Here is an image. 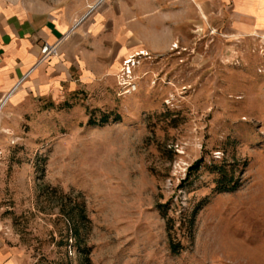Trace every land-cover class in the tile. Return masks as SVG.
<instances>
[{
  "label": "rangeland",
  "instance_id": "1",
  "mask_svg": "<svg viewBox=\"0 0 264 264\" xmlns=\"http://www.w3.org/2000/svg\"><path fill=\"white\" fill-rule=\"evenodd\" d=\"M158 18L168 48L0 115V207L26 264H264V17L160 0Z\"/></svg>",
  "mask_w": 264,
  "mask_h": 264
},
{
  "label": "crops",
  "instance_id": "2",
  "mask_svg": "<svg viewBox=\"0 0 264 264\" xmlns=\"http://www.w3.org/2000/svg\"><path fill=\"white\" fill-rule=\"evenodd\" d=\"M224 1L253 30L264 17V0ZM159 6L160 0H0V103L7 99L5 109L31 87L43 95L73 93L105 81L134 54L168 48ZM46 43H59L60 55L37 65ZM5 229L0 207V264H26Z\"/></svg>",
  "mask_w": 264,
  "mask_h": 264
},
{
  "label": "built area",
  "instance_id": "3",
  "mask_svg": "<svg viewBox=\"0 0 264 264\" xmlns=\"http://www.w3.org/2000/svg\"><path fill=\"white\" fill-rule=\"evenodd\" d=\"M41 56H40V60L38 62L37 65H40L44 62H47L48 60L52 59V58H56L60 55V50H59V43L51 45V44H44L41 48V52H40ZM135 58L134 56H131L130 58H128L127 60H125V66H127L128 68L131 66H134L135 64ZM130 71V70H129ZM31 74V72H30ZM30 74H28L26 77H28ZM7 99L3 102L0 103V113L2 112V110L4 109L5 105H6Z\"/></svg>",
  "mask_w": 264,
  "mask_h": 264
},
{
  "label": "trees",
  "instance_id": "4",
  "mask_svg": "<svg viewBox=\"0 0 264 264\" xmlns=\"http://www.w3.org/2000/svg\"><path fill=\"white\" fill-rule=\"evenodd\" d=\"M109 118H110L109 116H104L103 119H102L101 125H104V124L108 123ZM117 119L119 120L120 118H117ZM95 124H96V122H92L90 125H95ZM201 164H202V161L198 162L197 164H195L194 166H192L189 169V172L187 174V179L186 180H188L191 177L193 172L198 171V169L200 168ZM75 234H76V238L79 237L78 236L79 235V229H75Z\"/></svg>",
  "mask_w": 264,
  "mask_h": 264
},
{
  "label": "bare ground",
  "instance_id": "5",
  "mask_svg": "<svg viewBox=\"0 0 264 264\" xmlns=\"http://www.w3.org/2000/svg\"><path fill=\"white\" fill-rule=\"evenodd\" d=\"M140 55H143V53H140Z\"/></svg>",
  "mask_w": 264,
  "mask_h": 264
}]
</instances>
